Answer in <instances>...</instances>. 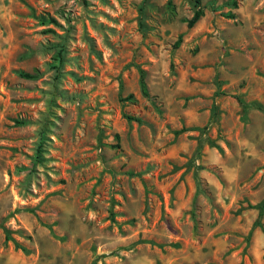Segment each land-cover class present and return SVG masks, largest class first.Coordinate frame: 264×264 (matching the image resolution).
I'll use <instances>...</instances> for the list:
<instances>
[{
    "label": "rangeland",
    "instance_id": "rangeland-1",
    "mask_svg": "<svg viewBox=\"0 0 264 264\" xmlns=\"http://www.w3.org/2000/svg\"><path fill=\"white\" fill-rule=\"evenodd\" d=\"M201 6L0 0V264H264V0Z\"/></svg>",
    "mask_w": 264,
    "mask_h": 264
},
{
    "label": "trees",
    "instance_id": "trees-1",
    "mask_svg": "<svg viewBox=\"0 0 264 264\" xmlns=\"http://www.w3.org/2000/svg\"><path fill=\"white\" fill-rule=\"evenodd\" d=\"M194 1L196 3V11H195L193 17L187 21L188 28H190V29L193 28L201 20V18L204 16L203 8L201 5H202V2L206 1V0H194ZM181 42H182V36H180L179 39L177 40V42L175 43V47H178ZM23 76L26 78H31L30 74H23ZM143 88H145L144 82H143ZM258 109L262 110L261 108H258ZM261 209L262 210L264 209V203H263ZM8 238H9V236H8Z\"/></svg>",
    "mask_w": 264,
    "mask_h": 264
}]
</instances>
